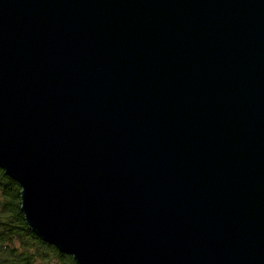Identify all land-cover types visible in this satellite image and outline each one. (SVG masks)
Masks as SVG:
<instances>
[{
    "label": "water",
    "instance_id": "obj_1",
    "mask_svg": "<svg viewBox=\"0 0 264 264\" xmlns=\"http://www.w3.org/2000/svg\"><path fill=\"white\" fill-rule=\"evenodd\" d=\"M0 168L76 264H264V0H0Z\"/></svg>",
    "mask_w": 264,
    "mask_h": 264
},
{
    "label": "trees",
    "instance_id": "obj_2",
    "mask_svg": "<svg viewBox=\"0 0 264 264\" xmlns=\"http://www.w3.org/2000/svg\"><path fill=\"white\" fill-rule=\"evenodd\" d=\"M19 192V184L0 168V264H76L28 227Z\"/></svg>",
    "mask_w": 264,
    "mask_h": 264
},
{
    "label": "rangeland",
    "instance_id": "obj_3",
    "mask_svg": "<svg viewBox=\"0 0 264 264\" xmlns=\"http://www.w3.org/2000/svg\"><path fill=\"white\" fill-rule=\"evenodd\" d=\"M49 264H54V263H49Z\"/></svg>",
    "mask_w": 264,
    "mask_h": 264
}]
</instances>
